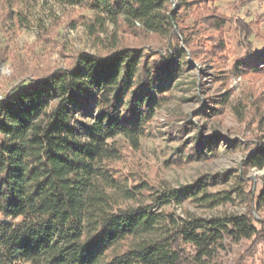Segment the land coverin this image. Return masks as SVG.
Returning a JSON list of instances; mask_svg holds the SVG:
<instances>
[{
  "label": "trees",
  "instance_id": "16d2710c",
  "mask_svg": "<svg viewBox=\"0 0 264 264\" xmlns=\"http://www.w3.org/2000/svg\"><path fill=\"white\" fill-rule=\"evenodd\" d=\"M54 1L90 12L81 17L94 39L108 25L115 33L106 52L79 54L77 68L35 76L0 99V264H217L243 240L260 239L250 212L199 218L157 210L188 199L215 207L232 201L229 193L195 198L205 182L156 190L139 178L128 186L129 178L109 167L122 157L118 137L140 148L173 81L190 66L188 53L228 58L227 24L240 34L238 73L264 72V48H253L252 26L222 14L218 0H177L175 10L171 0ZM254 1L240 0L242 6ZM19 2L0 0L6 20L22 23ZM121 29L140 40L124 42ZM146 36L167 41L168 53L141 42ZM193 140L165 164L206 159L201 137ZM245 163L264 168L262 139ZM116 196L143 199L138 208L115 210ZM257 204L264 205V186Z\"/></svg>",
  "mask_w": 264,
  "mask_h": 264
},
{
  "label": "rangeland",
  "instance_id": "374dc122",
  "mask_svg": "<svg viewBox=\"0 0 264 264\" xmlns=\"http://www.w3.org/2000/svg\"><path fill=\"white\" fill-rule=\"evenodd\" d=\"M171 1L175 10L178 1ZM217 5L229 18H244L253 28V48H264V0L245 6L240 0H218ZM15 10L21 12V24L13 17L6 20L0 10V99L19 86L28 85L35 76L77 68L79 54L106 52L115 33L114 26L108 25V32L94 39L81 17L90 18V12L54 0H20ZM117 36L127 43L137 44L140 40L123 29ZM143 39L141 42L159 47L164 55L170 49L167 41L153 36ZM224 39L228 44V58L224 61L221 57L208 59L204 54L193 59L188 53L190 66L173 81L170 97L156 111L140 148L118 137L122 157L109 167L129 178L128 186L136 184L134 179L139 178L156 190L195 187L205 182L195 198L205 193H229L232 201L215 207L208 201L188 199L180 206L166 204L157 210L181 217L186 210L199 218L252 213L255 226L262 231L261 238L243 240L222 254L217 264H264V205L260 208L257 204L264 186V168H249L245 163L257 142L264 141V72L247 69L239 74L236 70L243 51L239 46L240 34L233 24L226 25ZM198 137L202 151L208 155L206 159L195 158L171 167L165 164L178 148L194 146L193 139ZM107 190L116 193V189ZM148 194L153 195L147 197ZM145 196L150 204L156 194L152 191ZM116 197L115 210L138 208L143 199ZM129 244H122V249Z\"/></svg>",
  "mask_w": 264,
  "mask_h": 264
}]
</instances>
